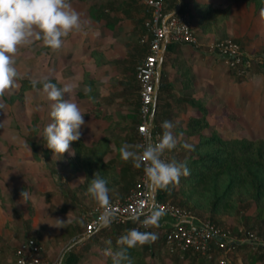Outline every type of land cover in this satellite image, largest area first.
<instances>
[{
    "label": "rangeland",
    "instance_id": "obj_1",
    "mask_svg": "<svg viewBox=\"0 0 264 264\" xmlns=\"http://www.w3.org/2000/svg\"><path fill=\"white\" fill-rule=\"evenodd\" d=\"M106 1L69 0L72 9L78 12L81 19L86 22L84 31L80 32L82 35L80 45L73 47L72 44L74 43L72 38L77 33H70L64 38V44L58 51H53L43 46L41 41L34 40L30 46L21 47L15 56L16 66L21 76L33 78L47 76L60 85V82L63 86L66 83L73 85L75 91L77 85L81 84V80L87 77L83 76L82 72H90L94 67L91 49L97 48L96 42L101 38L96 31L100 30L103 24L96 25L90 14L91 6H97L100 2ZM112 1L121 2V0ZM209 1L216 6H225L227 3V0ZM138 2L143 3L141 0ZM228 4L231 5V10L224 19L211 26L214 28L212 32L210 31L211 34L197 36L195 32L196 42L190 43L193 46L197 44V47L200 44L203 50L214 53L213 55L222 60L215 61L212 67L215 68L217 64L222 65L219 71L220 78L216 80L213 76L209 80L210 83L203 89L206 96L208 93L211 94L210 100L207 101L209 128H216L224 137L264 136V20L260 15L264 8L256 12L254 4H247L245 0H233ZM140 12L144 13V11ZM183 13L189 14L194 27L192 14L188 11ZM226 40H232L240 46V54L247 57L245 62L232 64L227 56L219 54V49L214 46ZM171 43L177 42L170 41L169 44ZM81 73L82 77H80ZM74 74H78V77ZM19 86L20 81L17 79L15 86L5 92L6 97L16 96L13 99L6 100L0 97V105L3 106L0 107V152L2 153L0 157V264H18L16 248L21 246L23 239L29 236L36 237L38 240L35 239L42 246L39 252L42 259L56 264L59 258L58 246L61 243L57 244V240L60 238V229L65 228V222L63 228L54 227L57 223L56 219L60 217L59 180L67 177L65 161L54 153L44 156L45 141L40 136L43 128L48 124L46 120L50 118L48 113L51 102L48 101L42 87L28 89L19 97ZM75 94L73 92L74 99ZM171 98L175 104L177 101L175 102L174 97ZM169 110L172 111L171 121L177 120L176 117L181 112L184 116L180 115L178 123L186 120L187 110L184 112L182 108L178 110L168 108L165 113ZM160 134L162 135L161 132ZM173 134L179 140L180 137L174 130ZM181 139L183 143L191 144L198 137L195 135ZM176 148H179L178 143ZM166 153L168 158L170 152L166 151ZM32 158L35 162L31 165L28 160ZM22 191L29 193L30 198L27 202L23 201ZM46 191H51L52 194L48 197ZM244 213L247 214V219L241 215L242 213L232 215L220 213L215 216V222H213L228 238L234 239V242L249 239L250 233L255 236V243L248 250L237 246L224 254L229 264H252L251 256L264 247V222L260 225L252 206ZM45 215H48V218ZM199 217L207 219L208 214L202 212ZM80 218L75 222L76 225L85 226L86 219L84 220L82 213ZM54 232H57V235ZM156 235L157 240L160 241L163 235L162 228ZM19 243L21 244L18 246ZM47 250L55 256L54 260L46 258ZM165 250L166 245L161 246L160 258L156 257L152 264H191L183 258L177 262L166 258L162 255ZM92 253L96 256H90L88 260L80 264H111L96 249ZM209 261L204 258L199 264H209ZM214 264H220L217 258ZM256 264H263V262L259 261Z\"/></svg>",
    "mask_w": 264,
    "mask_h": 264
},
{
    "label": "trees",
    "instance_id": "obj_2",
    "mask_svg": "<svg viewBox=\"0 0 264 264\" xmlns=\"http://www.w3.org/2000/svg\"><path fill=\"white\" fill-rule=\"evenodd\" d=\"M231 1L233 0H227L225 6L213 7L209 2L194 0L189 3L187 0H182L176 11L190 12L192 8L195 9L196 14L193 18H195L201 29L205 31L225 18L228 11L231 10V5L228 4ZM164 2L166 11L170 12L175 10L178 0H164ZM245 2L247 4L253 3L256 12H260L264 8V0H245ZM120 6H123L124 10L122 9L121 11L127 17L134 11L141 10V8H144L143 11L146 18L150 14L147 6L144 3H139L138 0H121L119 3H115L112 0L100 2L97 6H91L90 14L94 20H103L104 25L110 27L111 24L113 25L121 19L116 14V10ZM110 11H113V15L110 14ZM138 21L142 23L143 27L145 26V19L140 18ZM145 42L146 45L144 46L149 49L148 38ZM167 45H169V42ZM91 53L96 59L101 55V51L95 49H92ZM136 53L137 50L129 55L128 62L130 64L133 62L131 59H134ZM50 80L58 87H62L55 80ZM19 81L20 91L18 95L20 97V94L33 87L29 83L28 77L19 79ZM37 87L42 86L38 85ZM163 87L169 86L163 85ZM14 97L16 96L6 97L4 94L1 98L11 100ZM185 97L186 99L180 105L193 106L195 110L189 114L187 122L173 123L175 125L173 130L180 137L178 140L179 148L169 151L170 155L167 159H175L178 162L186 161L190 174L181 176L178 184H170L166 189H156L155 195L157 199L162 202L168 201L178 204L198 216L205 212L208 214L206 218L211 222H215V216L220 213L229 215L242 213L241 215L247 219V214L244 212L252 206L255 209V217L260 221L261 225L264 222V136L224 137L216 128H209L207 101L196 100L187 94ZM166 105L167 103H161L163 110L161 115H156L158 108H160V103L156 106L155 116L157 118L153 119V132L163 133L162 122L171 121L172 111L169 110L165 113ZM195 135L198 139L190 144L193 148L185 149L181 138ZM104 143L107 142L98 140L92 144H87L82 136L79 141L71 142L75 152V161L85 171V177L89 180L97 173L108 180L109 186L119 184L123 189H128L130 192L137 175L141 174L142 169H133L130 174L127 170L118 169L114 165V157H105V149L102 150ZM1 156L2 153L0 152ZM86 183L87 180H85ZM161 214L164 215L163 213ZM139 220L142 221L143 217L140 216ZM131 228H138L141 232L156 234L162 227H154L155 229H152L153 227L145 228L139 221L133 222L131 218L121 222L110 223L109 226L100 228L84 239L80 249L77 248L78 245H73L67 250L65 263L75 264L81 257L82 252L88 251L93 244L97 245L104 254V250L109 247L107 242L111 241V247L115 250L118 238ZM162 230L163 235L160 241L156 239L154 242L128 249V254L132 257L134 264H152L156 257L160 258V248L166 245L164 237L165 227ZM233 246L234 248L239 246L244 250H248L251 244L237 241L233 243ZM212 247L214 254L220 253V249L215 246L214 241ZM261 249V251L251 256L252 264H256L259 261L264 264V247H261ZM162 255L166 258H171L175 262L183 258L190 261L191 264L196 259L202 261L204 258L207 259L206 256L192 249L173 252L167 246ZM104 259L112 264L110 257L104 255ZM215 259L216 257H213L209 264H214Z\"/></svg>",
    "mask_w": 264,
    "mask_h": 264
},
{
    "label": "crops",
    "instance_id": "obj_3",
    "mask_svg": "<svg viewBox=\"0 0 264 264\" xmlns=\"http://www.w3.org/2000/svg\"><path fill=\"white\" fill-rule=\"evenodd\" d=\"M187 1L191 3L194 0ZM195 1L211 3L209 0ZM181 2L182 0H178L175 10L180 6ZM211 5L213 7H219L213 3H211ZM122 9L123 6H120L116 10L117 16L121 18L120 21L115 22L113 25L111 24L110 27L105 26L103 20H95L97 23L96 25L99 26L103 24L100 30L98 29L96 31L101 38L97 40L96 43L98 45H96L97 48L95 49L101 51V55L98 59L93 56L94 67L90 72H82L84 73L83 76L86 75L87 77L85 80L84 78L81 80V84L77 85L74 92L76 93L75 101L81 110L86 113L84 116L85 125L81 128V136L84 142L87 144H92L98 140L107 142L102 145V150L105 149V157H114V165L118 169L127 170L130 174V172L136 168L133 167L131 161L125 162L121 159L119 148L124 143H139L136 127L140 120V85L136 76L135 65H137L139 59L144 57L149 51V49L144 46L146 45L147 41L145 42V40L148 38L149 33L147 29L144 28L145 26L143 27L142 23L138 21L140 18L146 20L144 13L140 12L143 10H139L137 13L134 11L127 17L121 11ZM112 13L113 11H110V14ZM190 13L195 17V9L192 8ZM193 19L194 30L197 36L211 34L210 31L212 32L214 28L209 27L204 31L197 24L195 18ZM81 36L80 33L73 36V47L80 45ZM135 50H137L136 56L134 59H131L133 62L130 64L128 62V57L131 53H135ZM213 54L214 53L203 50L200 44L198 47L197 44L193 46L190 43H171L163 46L162 56L158 62L156 99L153 116L155 115L157 104L159 105L160 103L158 114L161 115L163 113L161 103H167L165 109L170 108L172 110H178V108H182L184 112L187 110V117L184 121L187 122L189 114L193 112L195 108L193 106L186 107L180 105L183 100L186 99V94L188 96L190 95V97H194L196 100H210L209 95L211 94L208 93L206 96L203 89L210 83L209 80L213 76L216 80L220 78L221 73L219 71L222 68L221 64H217L215 68H212L215 61H222ZM82 73L80 77H82ZM74 76L78 77V74H74ZM60 83L61 85L63 84L62 82ZM163 85H168L169 87H163ZM173 94L176 95L172 96ZM171 97H174L175 102L177 101L176 103H178L177 105L173 103ZM178 115L179 116L176 117L177 120L171 121L172 123H178V121H180V115L184 116V113L181 112V114ZM46 121L50 123L51 119L48 118ZM133 130L136 132L133 133ZM70 152H74L71 144ZM52 153L53 152L45 146L44 156H49V154ZM74 157L75 154L69 155L67 152L61 157L62 161H65V172L67 177H63V179L59 180L58 184V190H61L59 219L65 222V228L64 230L60 229V238L58 239L60 241L57 240V244L59 242L61 243L60 246H58L59 258L57 257L58 260L56 264H66L64 260L67 250L73 245H78L77 248L80 249L83 240L89 236L83 234L84 225L80 227L78 224L76 225L75 222L81 219V213L84 220H87L90 210L96 204L85 194L87 183L85 184V181L80 182V179L85 177V171L77 164ZM28 161L31 165L35 162L34 158ZM139 177L140 174L137 175L136 180ZM108 188L110 190V200L123 198L129 192L128 189H123L119 184L112 186L108 185ZM55 190L57 189L55 188ZM46 194L49 197V194H52V192L46 191ZM45 217L48 218V215H45ZM165 219L166 216L161 215L159 227L161 226L164 228ZM54 233L57 235V232ZM25 240L26 238H24L21 243H24ZM21 243L17 245L19 246ZM16 247L17 246H15V248ZM95 249L101 252L98 246L93 244L88 251L82 252L81 257L75 264H80L88 260V257L94 256L95 254L92 252H94ZM103 255L102 253V256ZM46 256V258L49 257L48 259L50 260H54L55 258L50 250H47ZM197 261H195L196 264L201 262V260Z\"/></svg>",
    "mask_w": 264,
    "mask_h": 264
},
{
    "label": "clouds",
    "instance_id": "obj_4",
    "mask_svg": "<svg viewBox=\"0 0 264 264\" xmlns=\"http://www.w3.org/2000/svg\"><path fill=\"white\" fill-rule=\"evenodd\" d=\"M260 15L264 20V10ZM85 27L86 22L72 9L69 0H0V97L15 86L17 79L24 78L15 60L21 47L30 46L34 40H38L43 46L58 51L64 44V38L70 33L83 32ZM28 79L34 89L41 85L51 102L48 113L51 122L43 128L40 136L45 141V146L60 157L66 152L74 155V152H70V144L80 140L86 113L73 98V85L66 83L63 87H58L47 76ZM161 127L163 133L155 141L148 135L143 143H124L119 148L122 160L131 161L134 168L143 170L149 190L166 189L170 184H178L181 176L190 174L186 161L163 158L166 151L177 147L178 140L173 134L175 125L171 121H163ZM183 147L193 148L188 143H184ZM85 180V194L97 204L100 211L97 223L100 227H107L115 219L110 207L108 180L97 173L90 180L82 177L80 182ZM21 196L25 202L30 198L27 191H22ZM141 215L144 217L142 221L139 220ZM161 215L150 207L146 212L140 210L133 213L130 218L148 228L158 227ZM56 221L54 227L63 228L64 221ZM157 238L155 233L131 228L118 238L115 250L111 247V241H108L109 247L104 250V255L111 258L112 264H134L128 249L154 242Z\"/></svg>",
    "mask_w": 264,
    "mask_h": 264
},
{
    "label": "built area",
    "instance_id": "obj_5",
    "mask_svg": "<svg viewBox=\"0 0 264 264\" xmlns=\"http://www.w3.org/2000/svg\"><path fill=\"white\" fill-rule=\"evenodd\" d=\"M141 1L147 6L150 14L145 20V26L149 33V51L136 65V76L140 85V120L137 125L139 143H143L148 135H151L154 141L158 135H161L159 132H153L152 111L156 99L158 62L162 56L163 46L170 41L196 42L195 30L189 14L176 10L167 12L164 0ZM214 47L219 49V54L227 56L232 64L245 62L247 59L246 55L240 54V46L232 40L220 42ZM163 158L167 159L166 152ZM110 207L115 214V219L111 223L121 222L130 218L133 213H138L140 210L146 212L151 207L166 216L164 237L170 251L192 249L209 260L216 257L220 264H229L224 254L233 250L235 240L228 238L209 219H202L178 204L159 201L155 190H149L146 187L143 170L130 192L124 198L110 200ZM99 215L100 211L96 204L90 210L85 222L84 235H91L102 228L97 223ZM141 216L143 217V215ZM254 239L255 236L250 233L249 239L238 241L252 245L255 243ZM213 241L215 246L220 249V253L217 255L212 250ZM41 248L42 246L34 237H28L21 246L16 248L17 263L54 264L42 259L39 254Z\"/></svg>",
    "mask_w": 264,
    "mask_h": 264
},
{
    "label": "water",
    "instance_id": "obj_6",
    "mask_svg": "<svg viewBox=\"0 0 264 264\" xmlns=\"http://www.w3.org/2000/svg\"><path fill=\"white\" fill-rule=\"evenodd\" d=\"M154 108H155V103H154V106H153L152 116H153V114H154Z\"/></svg>",
    "mask_w": 264,
    "mask_h": 264
}]
</instances>
